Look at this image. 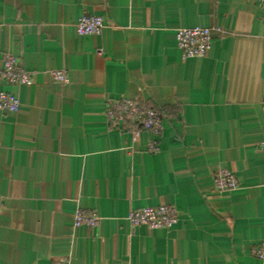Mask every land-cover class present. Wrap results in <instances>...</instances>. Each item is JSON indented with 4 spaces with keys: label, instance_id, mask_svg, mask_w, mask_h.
Returning <instances> with one entry per match:
<instances>
[{
    "label": "crops",
    "instance_id": "0c3cea01",
    "mask_svg": "<svg viewBox=\"0 0 264 264\" xmlns=\"http://www.w3.org/2000/svg\"><path fill=\"white\" fill-rule=\"evenodd\" d=\"M84 14L101 35L81 36ZM219 29L184 59L180 28ZM6 55L30 86L6 84ZM64 71L59 84L53 72ZM0 264H264V7L255 0H0ZM140 99L155 134L105 116ZM157 146L151 151L152 144ZM227 170L239 187L219 192ZM174 206L168 230L133 209ZM94 211L98 227L75 225Z\"/></svg>",
    "mask_w": 264,
    "mask_h": 264
},
{
    "label": "built area",
    "instance_id": "2783aa9c",
    "mask_svg": "<svg viewBox=\"0 0 264 264\" xmlns=\"http://www.w3.org/2000/svg\"><path fill=\"white\" fill-rule=\"evenodd\" d=\"M264 7V0H255ZM76 31L81 36L101 35L106 23L102 17L84 14L77 21ZM221 33L219 29L207 27L180 28L176 31V42L184 59L204 58L210 53L212 39L215 34ZM54 79L59 84L68 82L64 71L53 72ZM1 80L6 84L16 86L32 85L31 75L21 68L17 57L6 55L1 70ZM20 109V99L11 92L0 91V111L17 113ZM105 116L113 124L129 123L135 129L151 131L158 134L163 129L162 115L154 108L148 106L140 99L109 100L106 103ZM264 152V140L258 147ZM151 151H156L155 143ZM214 185L217 191L227 192L239 187V181L235 174L230 171H219L214 175ZM3 208V198L0 197V213ZM129 222L133 227L147 226L151 229H171L179 220L178 210L171 205L145 207L133 209L129 214ZM101 219L94 211H77L75 225L98 227ZM258 254L264 258V247L259 249ZM62 264H67L62 262Z\"/></svg>",
    "mask_w": 264,
    "mask_h": 264
},
{
    "label": "trees",
    "instance_id": "16d2710c",
    "mask_svg": "<svg viewBox=\"0 0 264 264\" xmlns=\"http://www.w3.org/2000/svg\"><path fill=\"white\" fill-rule=\"evenodd\" d=\"M148 106H150L149 104H147ZM150 107H152V106H150ZM153 108V107H152ZM155 109V108H154ZM156 110V109H155ZM157 111V110H156ZM159 112V111H158Z\"/></svg>",
    "mask_w": 264,
    "mask_h": 264
}]
</instances>
